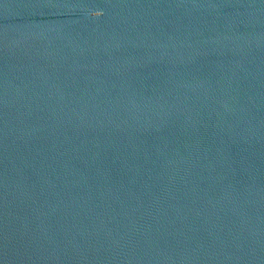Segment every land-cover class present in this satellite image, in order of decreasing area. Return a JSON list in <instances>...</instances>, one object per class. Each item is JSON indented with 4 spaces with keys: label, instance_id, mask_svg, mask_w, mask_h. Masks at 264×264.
<instances>
[{
    "label": "water",
    "instance_id": "1",
    "mask_svg": "<svg viewBox=\"0 0 264 264\" xmlns=\"http://www.w3.org/2000/svg\"><path fill=\"white\" fill-rule=\"evenodd\" d=\"M0 264H264V0H0Z\"/></svg>",
    "mask_w": 264,
    "mask_h": 264
}]
</instances>
